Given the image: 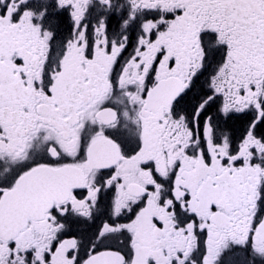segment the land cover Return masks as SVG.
Listing matches in <instances>:
<instances>
[{
    "label": "snow or ice",
    "instance_id": "1",
    "mask_svg": "<svg viewBox=\"0 0 264 264\" xmlns=\"http://www.w3.org/2000/svg\"><path fill=\"white\" fill-rule=\"evenodd\" d=\"M0 264H264V0H0Z\"/></svg>",
    "mask_w": 264,
    "mask_h": 264
}]
</instances>
